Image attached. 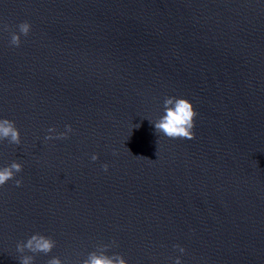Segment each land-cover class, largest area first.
<instances>
[{
    "label": "water",
    "instance_id": "1",
    "mask_svg": "<svg viewBox=\"0 0 264 264\" xmlns=\"http://www.w3.org/2000/svg\"><path fill=\"white\" fill-rule=\"evenodd\" d=\"M168 97L193 138L155 131ZM2 118L0 264H264V0H0Z\"/></svg>",
    "mask_w": 264,
    "mask_h": 264
},
{
    "label": "clouds",
    "instance_id": "2",
    "mask_svg": "<svg viewBox=\"0 0 264 264\" xmlns=\"http://www.w3.org/2000/svg\"><path fill=\"white\" fill-rule=\"evenodd\" d=\"M30 24L23 22L19 25L20 33L27 35L30 31ZM11 43L13 45L20 44V35L17 33L12 34ZM165 113L158 121H155V131L157 133H163L168 138H193L195 133L193 131L195 121L194 117L197 115L196 110L191 100L185 97H168L164 101ZM64 132H56L55 128L48 129V136L46 139L66 138L72 131L71 125H65ZM0 139H8L10 143L20 144V132L15 126V122L7 118L0 119ZM98 157L94 154L93 160ZM22 164L17 161H13L10 165L0 168V186H3L7 181L13 179L17 173L22 170ZM104 169L107 170L108 165L105 164ZM16 185L19 186L22 180L17 179ZM55 241L46 235L35 233L26 242H21L17 245V250L21 253L25 249L33 253L43 252L49 253L55 246ZM181 253L184 252L182 247L179 248ZM33 256H22L21 264H32ZM48 264H62L58 257H52ZM83 264H128L127 260L121 255H97L91 253L87 259L83 261ZM176 264H180V258H176Z\"/></svg>",
    "mask_w": 264,
    "mask_h": 264
}]
</instances>
